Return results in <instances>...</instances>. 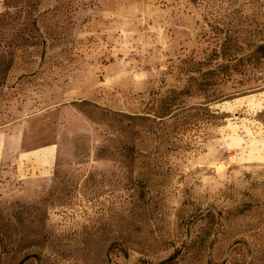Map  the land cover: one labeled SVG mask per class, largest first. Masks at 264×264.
Listing matches in <instances>:
<instances>
[{"label":"rangeland","instance_id":"1","mask_svg":"<svg viewBox=\"0 0 264 264\" xmlns=\"http://www.w3.org/2000/svg\"><path fill=\"white\" fill-rule=\"evenodd\" d=\"M16 4L0 264H264V0Z\"/></svg>","mask_w":264,"mask_h":264},{"label":"trees","instance_id":"2","mask_svg":"<svg viewBox=\"0 0 264 264\" xmlns=\"http://www.w3.org/2000/svg\"><path fill=\"white\" fill-rule=\"evenodd\" d=\"M18 0H3V10L0 12V34L3 33L2 30H5L7 26L13 25L15 21L20 19V13L22 12V6L19 7L16 2ZM29 40L34 39V36H29ZM11 47V46H10ZM262 53L264 55V44L257 45L253 54ZM253 56V55H252ZM257 62V63H256ZM204 62H200L203 64ZM262 60H257L254 62L249 60H240L237 58L235 60L228 59L226 63H219L215 68H208L207 70L202 71L201 76L205 77L206 82H202L199 78L193 76L191 77L190 86H205L211 84H217L220 82L227 83L231 80V71L237 69H247L249 65L254 66L255 64H261ZM252 78L249 77V80ZM189 87L184 88L180 91H174L175 94L181 96L191 91Z\"/></svg>","mask_w":264,"mask_h":264}]
</instances>
